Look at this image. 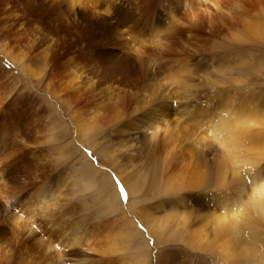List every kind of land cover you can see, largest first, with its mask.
<instances>
[{
    "label": "rangeland",
    "instance_id": "374dc122",
    "mask_svg": "<svg viewBox=\"0 0 264 264\" xmlns=\"http://www.w3.org/2000/svg\"><path fill=\"white\" fill-rule=\"evenodd\" d=\"M3 1L0 44L9 40L13 50L29 52L27 39L18 36L29 22L38 52L54 50L56 74L49 81L62 96L38 87L0 47V264H204L212 251L193 243L190 231L207 226L209 239L215 231L218 152L208 116L205 125L180 119L188 134L206 141L198 145V154L211 161L206 186L159 195L169 174L161 163L164 132L156 142L153 127L144 125L153 105L139 109L136 93L144 88L150 99L166 89L171 113L216 103L222 94L264 103V0ZM14 21L18 40L9 27ZM73 60L77 67L68 64ZM74 75L78 83L63 92ZM71 112L101 124L90 129L81 120L86 129L79 130ZM128 118L134 131L122 133ZM187 147L174 154L177 169L190 160ZM180 158L186 161L177 165ZM115 168L145 176V185L130 195ZM116 180L127 199L113 187ZM249 196L236 210L248 206ZM171 210L178 216L164 221ZM144 211L159 221L144 222ZM13 213L19 223L10 221Z\"/></svg>",
    "mask_w": 264,
    "mask_h": 264
},
{
    "label": "bare ground",
    "instance_id": "6f19581e",
    "mask_svg": "<svg viewBox=\"0 0 264 264\" xmlns=\"http://www.w3.org/2000/svg\"><path fill=\"white\" fill-rule=\"evenodd\" d=\"M7 1L8 0H6V2ZM70 1L74 5V4H79L81 0H70ZM3 3L1 2V5H3ZM2 13H3V10H2ZM10 13L11 12H9V14ZM5 16H4V19H6ZM28 23L29 22H25V24L22 23L25 26H22L20 28L21 34L19 35L16 34L15 32V31H18L15 29V26H16L15 21L13 23L11 22V26L9 25V27H11V31H12V25H13V31L15 30L13 34H15L16 40L19 39L18 36L21 37L20 35H22L23 38L25 37L27 39L29 43V48H30L29 52L22 51V49L21 50L17 49V51L13 50L16 45L13 48V46L10 43H8L9 40H7V42L5 41V43L3 42L2 44H0V47L3 49L2 52L10 56L13 59V61L19 66V69L21 72L27 75H31L32 77L36 78V81H37L36 85L39 87V84H40V87L45 88L44 91H46L53 97L55 96V99H57L56 97L62 96L61 95L62 90L60 89L61 87L60 86L56 87L55 85L53 86L51 85V82L49 81V78L52 75L56 74V72L53 73L54 71V60H53L54 50L53 49L52 51L50 50V54H48L47 52H45L48 49L46 47V50H44L43 52H41L43 49L38 52L37 37L34 36L33 32L30 31V28L27 27ZM22 28L27 29V30L24 29L26 33L21 31ZM9 30L7 31L9 32ZM7 31L4 32V34L7 33ZM9 38H10V35L8 39ZM48 47L49 49H51L50 46ZM36 51L38 52L37 57H36V54H37ZM33 52H36V53L33 54ZM67 56L69 57V55ZM68 64H70V66L72 65V67L73 66L77 67L79 65V62L77 63L76 60H73L72 62ZM55 65L57 66L58 64L56 63ZM57 71L59 73L58 67H57ZM67 76L69 77V75ZM170 76L171 75H169V77ZM79 77L80 75L79 76L74 75V77L70 78V80H68L70 81L69 83H71V84H68L70 85V87H63V92L66 89H72V87L78 83L77 79ZM173 77L174 75L171 76L172 79ZM171 78H169L171 83L173 81H174L173 84L176 82L178 83L179 80L177 81L175 79L171 80ZM44 81H47V83H45ZM145 90L146 89L142 88V90H139L136 93V98H139L136 101V105L139 109H144L148 107L149 106L148 104L153 105L152 111L148 114L146 113V115L148 116V119H147L148 124L146 123L144 125L145 126L148 125L149 128L153 127V130L156 134V139H155L156 142L158 140L157 137L159 136L157 133L160 130L164 132L163 140L161 141L163 143V147L160 146V151L162 152L164 150L165 153H163L162 160L160 157L157 160L162 161L161 162L163 164L162 166L165 167L166 171L164 170V168L163 170L166 173L169 172V174L168 175L164 174L166 175L165 177L168 182L158 184V185L162 184V186H160L161 187L160 190L157 191L159 195H161V193H167V191L175 192L176 189L182 190L186 188H200L205 185L207 177L210 178L209 173H210L211 161L209 160V158H207L204 155V153L200 155L198 154V145L200 144L201 141H205V139H203V137H201L200 139H197V137L195 136L196 134L193 132L188 134L190 131L186 129L185 126L182 128L180 124V121H181L180 119L185 118L184 115H187L189 119L194 120L193 122L195 123L191 122L193 124L202 123L203 125H205L204 123L207 124L208 123L207 121L209 120L208 125L210 128V131H207V132L209 133L211 132V134H209L210 137L215 138V144L217 145V152H218L216 153V156L213 159V161L216 162L215 163V167H216L215 181H217L216 182L217 188L215 191L218 192L217 194H215L216 199L214 200H216L217 202L218 211L216 212L212 211L210 215L212 220H214V223H212V226H214L213 228H215L214 229L215 231L211 239L208 238L205 232L207 229V226H205L204 228L202 227L198 229H192L190 231V239L193 241V243H195L200 249H204L209 252L212 251V255H210V257L206 260L204 264H264V103L259 102L257 100H247L246 98L239 100L237 96L235 97L234 95H226L225 97H223L224 94H222V96H220L218 99L219 101H217L216 103H212L213 101L209 99L203 102L202 107H200L201 105L199 106V104L201 103L195 104L189 108H186L185 105H184L185 108L183 106H180V107H183L180 109L181 111L179 113L172 112L173 113L172 114L170 112L171 109L169 108L170 107L169 103L166 102L168 95L164 94V92H166L165 91L166 89L163 91L162 89L158 90L154 94L155 96L156 95L157 96L154 98H150V99H148V97L145 96L144 94ZM66 101H62L61 103L65 105ZM67 104L69 106H72L74 102L67 101ZM213 105H215V107L211 111V107ZM51 112H48V113L51 114ZM44 113H45V109H44ZM46 113H47V110H46ZM207 116H208V120H207ZM71 117L73 118L74 123L78 126L79 130H80V127H83V128L85 127V124L80 123L81 120L83 121L86 120V118L83 117V113L73 112L71 114ZM128 117H130V115H128ZM98 119L99 118H96L94 120L90 119L85 122L88 123L90 129H96L101 124V121L99 122ZM101 119L102 118H100V120ZM187 119L185 118L186 121ZM189 121L190 120H188V122ZM96 122L97 124H95ZM94 124L95 126H93ZM130 127H131V120H129L128 118L125 124L123 125L124 130H122V133H126V132H129L130 130H133ZM204 129H207V127ZM154 132H153V135H154ZM209 135H207L208 139H210ZM128 136H131V135L129 134ZM151 139L152 138L150 137V140ZM187 146L189 147V150H190L189 152L187 151L189 153L188 159L190 160L188 161V163L186 162L184 164L185 167H181L180 169H177L172 160L174 157V154L176 152H179L181 148L184 149ZM194 149L197 150L195 154H194L195 152ZM101 151L105 152V154L110 158V161L113 164L115 160L113 156L108 155L106 147L101 149ZM149 154L150 153H148V156ZM151 157L153 158V156ZM148 158L149 157H147V160ZM185 161H184V158H180V160L177 159V165L180 163H184ZM170 166H172V168ZM115 171H117L120 179L123 181L130 195H132V193L135 191H139V189L146 183V177L143 175L140 176V175H137L136 173L124 174V170L120 168L116 169ZM228 175H230V178ZM163 177H161L162 182H163ZM246 186H250V188L248 187L250 191L246 189ZM247 192H249L250 194L249 196L250 198L248 199L249 200L248 206H246L242 210H239L241 207L240 206L239 209L236 210L237 203H241V199L243 198V195H245V193ZM171 211L165 214L166 216L163 219L164 221L171 220L174 215L176 217L178 216L177 215V212H179L178 210H176L177 212L174 210H171ZM147 212L148 211H144V213L141 214L142 215L141 217H143L144 222H147L149 225H151V222L159 221L157 216H155L152 213L150 214ZM185 214L186 215H181V217L183 218V221L187 223L186 221H187L188 215L187 213ZM19 220H20V216L17 215L16 213L15 214L13 213V215L10 216L11 222H18Z\"/></svg>",
    "mask_w": 264,
    "mask_h": 264
},
{
    "label": "snow or ice",
    "instance_id": "6c2138e0",
    "mask_svg": "<svg viewBox=\"0 0 264 264\" xmlns=\"http://www.w3.org/2000/svg\"><path fill=\"white\" fill-rule=\"evenodd\" d=\"M113 187L114 188H118V195L120 196H124L125 199H127V195L125 193V189L124 187L122 186L121 182L119 180H116L113 184Z\"/></svg>",
    "mask_w": 264,
    "mask_h": 264
}]
</instances>
